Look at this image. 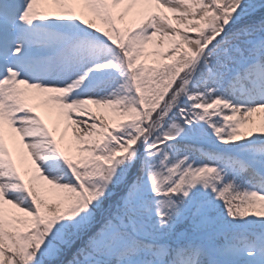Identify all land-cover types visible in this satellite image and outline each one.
<instances>
[{
    "label": "snow or ice",
    "instance_id": "snow-or-ice-1",
    "mask_svg": "<svg viewBox=\"0 0 264 264\" xmlns=\"http://www.w3.org/2000/svg\"><path fill=\"white\" fill-rule=\"evenodd\" d=\"M0 264H264V0H0Z\"/></svg>",
    "mask_w": 264,
    "mask_h": 264
},
{
    "label": "rangeland",
    "instance_id": "rangeland-1",
    "mask_svg": "<svg viewBox=\"0 0 264 264\" xmlns=\"http://www.w3.org/2000/svg\"><path fill=\"white\" fill-rule=\"evenodd\" d=\"M40 111H41L42 113H44V112H45V109L41 108ZM256 118H258V114H257V117H256Z\"/></svg>",
    "mask_w": 264,
    "mask_h": 264
}]
</instances>
